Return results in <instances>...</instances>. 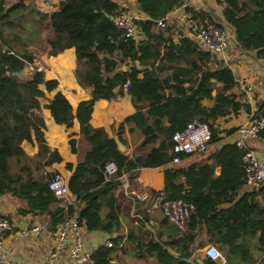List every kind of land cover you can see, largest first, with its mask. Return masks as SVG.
Returning a JSON list of instances; mask_svg holds the SVG:
<instances>
[{"label": "trees", "instance_id": "trees-1", "mask_svg": "<svg viewBox=\"0 0 264 264\" xmlns=\"http://www.w3.org/2000/svg\"><path fill=\"white\" fill-rule=\"evenodd\" d=\"M217 2L225 5L223 21L233 30L237 47L264 58V0ZM180 7L189 21L213 20L208 12L186 6L185 0H136L137 10L145 16L135 21L140 33L136 41L114 25L112 18L126 11L113 0H58L53 12H40L41 23L46 21L51 32L44 59L73 48L76 82L91 89V98L74 111L60 92L50 96L58 81L47 80L43 70L34 69L29 79H20L36 55L17 34L5 31L21 27L20 20L31 7L24 0H0V195L18 199L24 206L21 214L43 216L51 227L76 212L86 231L108 234L112 247L96 248L93 264H123L121 255L152 259L153 264H216L196 254L207 244L214 245L228 264H264V184L240 194L247 145L225 144L210 156L211 163L171 164L175 133L198 122L209 127L211 144L218 143L215 121L249 111L242 93L236 92L238 82L228 66L211 59L186 34L174 40V24L164 31L157 29L158 21ZM126 61L128 69L120 70ZM127 82L134 112L119 125L117 139L123 142L125 131L135 134L146 154L121 153L104 128L90 124L96 101L122 96ZM44 110L61 126L70 127L76 119L92 148L81 153L70 142L78 162L66 163L65 170L72 172L68 187L77 207L67 213L58 206L42 174L63 161L46 142ZM260 136L264 137V130ZM24 142L36 145L37 153L28 155ZM110 163L116 172L108 176L105 167ZM144 168H163V190L145 189L143 199L134 198L140 226L127 223L124 232L122 179L133 183ZM156 200H181L193 207L185 231L172 226L159 208L152 209L160 214L159 226L151 228L149 213Z\"/></svg>", "mask_w": 264, "mask_h": 264}, {"label": "crops", "instance_id": "crops-1", "mask_svg": "<svg viewBox=\"0 0 264 264\" xmlns=\"http://www.w3.org/2000/svg\"><path fill=\"white\" fill-rule=\"evenodd\" d=\"M120 8L125 9L127 13L138 19H144L145 16L136 8V0H113ZM56 7L58 0H56ZM185 5L193 7L196 10L208 12L214 20L222 25L223 29L230 35L229 47L226 53L215 60L217 63H223L228 66L236 76L238 87L237 93H242V101L249 106V111L242 110L237 115L230 114L219 118L215 121V127L219 131L220 141L213 143L208 151L203 155H191L183 159L181 165L186 166L191 163H211L210 156L216 151L220 150L225 144H233L237 139L236 131L242 125L247 124L253 117L264 113V58L258 57L256 52L241 51L234 40L233 30L228 27L223 21L224 4H219L217 0H185ZM54 9V10H55ZM53 10V11H54ZM51 11V12H53ZM50 12V13H51ZM46 13V12H45ZM47 13V14H50ZM166 21L169 24H174L177 29L174 35V40L179 38L180 34L191 36V21L185 14L183 7L177 8L170 12ZM45 71V78L47 80H57V88L50 93L53 96L57 92L63 94L69 103L72 105L74 111L78 104L91 98L90 88H81L76 82V58L73 48L66 49L55 57L43 59ZM130 62L126 61L119 68L122 71L128 69ZM31 71V67L28 68ZM31 77V76H30ZM141 77V75H140ZM122 96H117L112 100H98L94 104L90 124L94 128H104L109 136L117 139V131L120 124L134 112V108L130 102L129 96L123 92ZM45 118V139L52 150L58 151L63 157L61 163H55L50 166V169L60 171L64 176L67 185L72 183V172L65 170L66 163L70 162L74 166L77 164L78 155L71 152L70 142H75V148L78 152H89L91 147L88 145L86 136L81 133L79 123L76 119L73 120L72 125L67 127L65 125H58L54 122L48 110H44ZM123 142H119L124 147V154L132 153H148V150L141 148L138 145L139 138L135 134H130L128 131L122 134ZM247 148L256 151L258 156L264 160V137L258 136L246 142ZM24 151L33 156L37 153V146L28 142L22 143ZM216 174H219V168H216ZM130 186L128 198L132 200L134 205V198L143 199L145 196L138 197L137 193L145 189H152L156 192L163 190V168H144L133 183L123 177L122 188L127 190ZM121 192H119L120 206L122 209V224L124 225V232L127 230V223L140 226L141 217L139 214H133L132 211L127 215L124 213ZM252 192L249 187L244 186L241 193ZM133 207V206H132ZM23 203L11 195H0V216H5L11 219L14 224L15 233L7 234L4 237L0 254L13 264H47L51 250L53 249V240L48 236V232L55 227H51L50 221L43 216L34 215L31 213L21 214ZM150 212V211H149ZM160 214L158 211L152 210L149 213V224L151 228L158 227V218ZM39 226L42 228L39 234L23 236L21 233L25 230ZM146 227H149L146 224ZM84 228V227H83ZM125 239V238H124ZM110 241V236L99 231H86L84 228V244L86 250L93 253L99 246L103 245L105 241ZM124 241V240H123ZM119 260L123 264H153V260L137 259L131 255L119 256ZM59 264H73L67 259L62 258Z\"/></svg>", "mask_w": 264, "mask_h": 264}, {"label": "built area", "instance_id": "built-area-1", "mask_svg": "<svg viewBox=\"0 0 264 264\" xmlns=\"http://www.w3.org/2000/svg\"><path fill=\"white\" fill-rule=\"evenodd\" d=\"M133 17L127 12L118 14L112 21L117 29L123 31L128 38L138 41L140 39L139 29ZM216 20L205 19L200 22L190 23L191 36L199 49L207 52L210 58L217 60L222 57L229 47L230 35L218 25ZM157 29L164 31L168 23L166 20L158 21ZM41 71L44 67L40 63H35L33 69ZM129 83L123 86V92L128 90ZM264 130V113L253 117L247 124L242 125L236 131L237 139L235 144L239 148H245L248 140L254 139ZM173 147L171 164L178 165L183 159L181 155L188 157L191 155H203L211 146V132L206 124L193 122L187 127L172 136ZM243 170L245 174V185L250 191L257 190L264 184V160L261 159L255 150L248 148L243 155ZM116 172L113 163L106 165L105 173L110 176ZM48 185V189L58 200V206L67 213L68 209H76V199L71 195L67 182L60 171L46 168L42 172ZM145 190L137 193L138 197L145 196ZM159 208L168 222L179 231H185L193 213V207L181 200L163 201L156 200L150 208ZM84 226L80 223L76 212L67 216L53 230L48 232V236L53 240L54 246L51 250L47 264H59L62 258L73 264H93L92 253L86 250L84 244ZM42 228L33 226L21 234L29 236L39 234ZM15 233L14 224L8 217L0 216V250L2 248L5 235ZM112 247L108 240L104 244ZM204 257L209 258L216 264H228L222 253L213 245H208L204 250ZM0 264H13L0 254Z\"/></svg>", "mask_w": 264, "mask_h": 264}, {"label": "rangeland", "instance_id": "rangeland-1", "mask_svg": "<svg viewBox=\"0 0 264 264\" xmlns=\"http://www.w3.org/2000/svg\"><path fill=\"white\" fill-rule=\"evenodd\" d=\"M15 1L17 0H7L8 3H12ZM24 2L29 5L31 9L21 18V27L5 31V33L8 35L17 34L22 42H24V44L36 55L34 64L26 66L25 70H23L19 74L21 80H27L30 78L31 71L28 68L35 67V63H42L44 65V62L42 61L44 59L43 56L47 50L46 41L47 38L51 36V32L45 25L46 21L41 23L39 13H50L56 7V0H24ZM130 190L131 188H127V190L122 188L121 190V199L123 207L125 209L124 213L127 215L130 213V211L135 214L136 210L138 209V206L133 205L132 200L128 198V195H130ZM207 246L208 244L203 248L197 250L196 254L199 256H204V250Z\"/></svg>", "mask_w": 264, "mask_h": 264}, {"label": "water", "instance_id": "water-1", "mask_svg": "<svg viewBox=\"0 0 264 264\" xmlns=\"http://www.w3.org/2000/svg\"><path fill=\"white\" fill-rule=\"evenodd\" d=\"M31 69H33V68L31 67ZM117 145H118V150H119L121 153H123V152H124V147L118 142V140H117Z\"/></svg>", "mask_w": 264, "mask_h": 264}]
</instances>
